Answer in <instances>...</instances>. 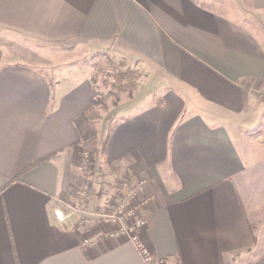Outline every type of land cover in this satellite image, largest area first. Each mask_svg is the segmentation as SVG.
<instances>
[{
    "label": "crops",
    "instance_id": "1",
    "mask_svg": "<svg viewBox=\"0 0 264 264\" xmlns=\"http://www.w3.org/2000/svg\"><path fill=\"white\" fill-rule=\"evenodd\" d=\"M261 23L264 0H0L1 32L106 46L154 83L105 129L90 69L50 72L0 42V264H146L97 214L142 181L132 205L152 256L264 264ZM97 143L106 193L81 203V153Z\"/></svg>",
    "mask_w": 264,
    "mask_h": 264
},
{
    "label": "rangeland",
    "instance_id": "2",
    "mask_svg": "<svg viewBox=\"0 0 264 264\" xmlns=\"http://www.w3.org/2000/svg\"><path fill=\"white\" fill-rule=\"evenodd\" d=\"M221 1L229 5H232L233 2H235V0ZM261 25L264 26L263 23H261ZM0 42L12 45L15 48H25L24 52L25 54H29L30 59L42 63L41 67L50 72L57 69L60 71L66 67H70V69L73 68L79 72L90 69L92 78L97 81V90H99L100 94L99 100H101V102L97 104L95 112L99 114V111L101 110L100 108H102L107 115H112L111 118L108 119L105 129H107L114 121L113 116H115V114L113 111L119 101L128 100V98H130L129 96L134 94L133 92L136 90L135 88H138L139 86H142V89L146 87L149 89L154 86V83L146 80L143 72L136 68L128 58L122 57V55L116 54L112 50L110 51L106 46H98L83 40L74 41L64 45L46 44L28 39L15 33L1 32V30ZM19 50L21 51V49ZM51 64L53 65L51 66ZM100 116L101 119H103L100 125L102 126L104 116ZM87 124L90 125L88 129L94 131L90 132L91 137H87V139L84 140L93 144L92 138H94V134L98 136L99 131H95L96 125L94 120H91V122ZM85 136H89V134L85 133ZM98 145L100 144L97 143L91 145L89 148H85L81 153L84 162L87 163L86 167L83 169L85 172H83L82 179L80 180V183H78L80 188V197H78V199L81 203L90 198L91 195L95 200L98 199L101 193L106 190L105 181L102 177V169L100 168L102 146ZM84 185L89 187L86 188V193L82 194ZM91 185L92 187H90ZM106 194L108 195V198L112 196V194ZM111 198H115V196H112ZM65 208H68L71 211L75 210V208L69 205ZM146 245L149 248V245Z\"/></svg>",
    "mask_w": 264,
    "mask_h": 264
},
{
    "label": "built area",
    "instance_id": "3",
    "mask_svg": "<svg viewBox=\"0 0 264 264\" xmlns=\"http://www.w3.org/2000/svg\"><path fill=\"white\" fill-rule=\"evenodd\" d=\"M86 165L87 163L84 162L83 168L86 167ZM143 184V181L140 182L138 187H141ZM87 187L89 186L84 185L82 194L86 193ZM90 187H92V185ZM138 187H131L119 200L111 197L104 198V200L98 205L99 209H97V214L100 217L99 219L105 224L118 226L114 231L127 234L136 246L140 254L139 256L142 257L146 264H171L169 260L164 257L152 256L150 248L144 243L137 231L146 224L145 217L138 215L137 208L132 205L138 195V191H136L139 189ZM77 209L79 208L77 207ZM55 214L59 221L66 217V214L60 208L55 210ZM88 241L89 239L86 238L85 242Z\"/></svg>",
    "mask_w": 264,
    "mask_h": 264
},
{
    "label": "trees",
    "instance_id": "4",
    "mask_svg": "<svg viewBox=\"0 0 264 264\" xmlns=\"http://www.w3.org/2000/svg\"><path fill=\"white\" fill-rule=\"evenodd\" d=\"M100 102H101V100H99V96L96 99H94V101H93L94 104H98Z\"/></svg>",
    "mask_w": 264,
    "mask_h": 264
}]
</instances>
